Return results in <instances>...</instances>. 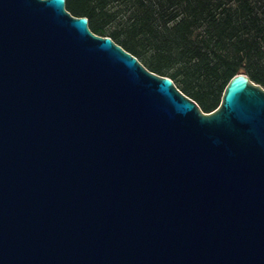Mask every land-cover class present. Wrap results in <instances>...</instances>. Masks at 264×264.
Returning a JSON list of instances; mask_svg holds the SVG:
<instances>
[{"label": "water", "instance_id": "1", "mask_svg": "<svg viewBox=\"0 0 264 264\" xmlns=\"http://www.w3.org/2000/svg\"><path fill=\"white\" fill-rule=\"evenodd\" d=\"M0 264H264V88L204 112L65 0H0Z\"/></svg>", "mask_w": 264, "mask_h": 264}, {"label": "trees", "instance_id": "2", "mask_svg": "<svg viewBox=\"0 0 264 264\" xmlns=\"http://www.w3.org/2000/svg\"><path fill=\"white\" fill-rule=\"evenodd\" d=\"M65 8L204 112L240 70L264 88V0H65Z\"/></svg>", "mask_w": 264, "mask_h": 264}, {"label": "rangeland", "instance_id": "3", "mask_svg": "<svg viewBox=\"0 0 264 264\" xmlns=\"http://www.w3.org/2000/svg\"><path fill=\"white\" fill-rule=\"evenodd\" d=\"M140 61H141V59H140Z\"/></svg>", "mask_w": 264, "mask_h": 264}]
</instances>
